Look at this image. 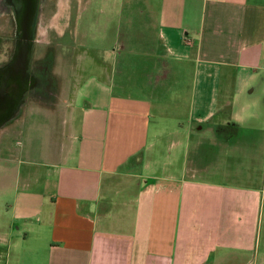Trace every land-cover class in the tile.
Returning <instances> with one entry per match:
<instances>
[{
	"label": "crops",
	"instance_id": "1",
	"mask_svg": "<svg viewBox=\"0 0 264 264\" xmlns=\"http://www.w3.org/2000/svg\"><path fill=\"white\" fill-rule=\"evenodd\" d=\"M147 1L149 52L123 45L116 53L119 94L109 62L104 84L95 77L90 89L81 84L47 178L17 180L10 226L0 228V261L16 254L20 264H264V0ZM183 77L192 82L179 123L180 172L142 178L136 192L121 189L117 181L134 159L142 157L140 172L156 164L154 102L131 93L156 96ZM237 141L245 186L205 179L215 174L216 152ZM16 227L34 246L14 247Z\"/></svg>",
	"mask_w": 264,
	"mask_h": 264
},
{
	"label": "rangeland",
	"instance_id": "2",
	"mask_svg": "<svg viewBox=\"0 0 264 264\" xmlns=\"http://www.w3.org/2000/svg\"><path fill=\"white\" fill-rule=\"evenodd\" d=\"M147 7V0H52L46 12L39 17L33 55L35 59L51 57L54 93L45 100L30 99L19 115L8 126L0 129V228L10 226L9 206L13 202L19 176L23 178L28 175L40 182L47 178L45 165L52 156L54 145L62 136V123L71 118L75 101H81L78 94L74 95L80 92L81 84L84 82L83 90L90 89L94 77L104 84L108 71L106 63L109 62L118 71L114 73V80H111L114 82V92L119 94L120 56L116 57V53H120L123 45L127 50L149 52L152 40L148 38H152L153 18L147 13ZM127 10L131 12L126 13ZM11 35L12 27L1 20L0 36L8 40ZM7 42H0V61L9 53ZM140 42L144 43L143 46H139ZM130 64L135 67L136 62L133 60ZM131 76L132 71H129L127 81L133 84ZM191 82V77H183L175 86L160 90L156 96L143 90L131 93L139 97L151 96L154 102L157 116L152 119L150 144L155 146L156 164L151 169L153 172H148L147 167H143L140 172L142 157L134 159L128 170L130 174L120 176L117 181L121 189L130 187L131 192H136L142 178L146 181L149 177L165 178L170 172H180L184 147L180 146L179 123L186 119L185 110L190 95L185 93V89ZM226 98V94H221L220 103L225 102ZM208 136L210 134H204L205 138ZM223 145L216 152L212 164L215 174L206 175L205 179L220 184L231 182L245 186L247 159L244 142L237 141L234 147L228 144L230 149L227 144ZM259 176L260 181H263L264 167L259 171ZM263 206L264 201L258 208V231L262 225L264 229ZM11 232L17 250L34 246L25 242L22 231L17 227ZM16 258L17 255L12 254L9 262L1 260L0 264H20Z\"/></svg>",
	"mask_w": 264,
	"mask_h": 264
},
{
	"label": "flooded vegetation",
	"instance_id": "3",
	"mask_svg": "<svg viewBox=\"0 0 264 264\" xmlns=\"http://www.w3.org/2000/svg\"><path fill=\"white\" fill-rule=\"evenodd\" d=\"M51 1L0 0V21L5 20L12 27V35L8 40L0 36V42L9 41L7 43L10 47L6 58L0 61V84L5 80L2 75L6 76L9 71L12 75L18 76L15 84L9 86L6 91L8 105L6 108L18 105L16 115H19L30 99L45 100L54 93L51 57L35 59L33 55L36 44V22L49 8ZM30 41L33 42L31 60L26 67L25 54ZM10 122L2 128L8 126Z\"/></svg>",
	"mask_w": 264,
	"mask_h": 264
},
{
	"label": "water",
	"instance_id": "4",
	"mask_svg": "<svg viewBox=\"0 0 264 264\" xmlns=\"http://www.w3.org/2000/svg\"><path fill=\"white\" fill-rule=\"evenodd\" d=\"M30 38V36H28ZM32 45L33 42H29L27 51L25 54V65L26 67L30 63L31 60V51H32ZM2 78L5 80L0 84V129L8 122L13 121L16 118V113L18 111V105H15L13 107L6 108L7 105V89L12 84H15L16 79L18 76L12 75V73L9 71L8 74L2 75Z\"/></svg>",
	"mask_w": 264,
	"mask_h": 264
}]
</instances>
